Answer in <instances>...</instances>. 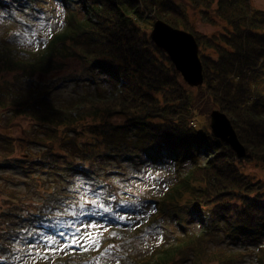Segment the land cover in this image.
<instances>
[{
  "label": "trees",
  "instance_id": "1",
  "mask_svg": "<svg viewBox=\"0 0 264 264\" xmlns=\"http://www.w3.org/2000/svg\"><path fill=\"white\" fill-rule=\"evenodd\" d=\"M14 1H25L22 10L32 14L46 0ZM58 1L65 11V25L52 33L44 49L18 61L8 46L0 50V108L13 110L42 135L24 127L15 144L9 133L0 134V149L14 154L12 159L7 155L0 159V166L12 164L31 176L39 170L48 173L52 183L58 180L66 185L72 184L82 168L86 173L80 175L82 185L97 194L102 184L104 204H110L116 214L120 202L125 208L138 206L122 199L121 187L111 182L113 173L122 175L118 169L123 163L135 168L167 160L180 165L160 199L163 214L168 216H152L151 227L164 226V243L154 245L148 255L129 257L128 264H186L189 258L192 264H204L203 259L210 264L211 259L216 264H231L228 257L212 254L208 259L195 243L203 242L204 236L213 242L220 236L235 244L241 237L262 242L264 180L243 173L238 165L241 159L230 147L208 130L197 129L193 121L196 106L208 99L230 119L246 148L244 159L264 166V11L254 10L250 0H189L194 7L208 10L216 3L214 15L226 25L219 35L209 36L195 29L176 0ZM157 19L191 32L200 45L204 85L197 88L194 98L190 95L193 89L183 83L167 55L150 39L148 26ZM54 72L55 78L50 77ZM20 75L27 85L12 91L10 80ZM73 80L96 85V94H84L68 105L53 103L52 90ZM100 81L112 86L108 95L99 88ZM31 144H41V150L29 151ZM185 164L190 165L188 169ZM15 201L9 199L6 204L15 203L14 210L2 216L11 219L19 213L22 226L34 209L51 215L56 224L59 206L77 202L69 192L60 198L52 190L45 205L34 204L27 211L16 209ZM84 206L91 211L93 204ZM202 214L210 216V228L189 234V223ZM178 228L181 234L176 236ZM0 230V253L5 256L12 242L6 236L8 228ZM109 238L113 251L122 258L120 263L124 262L125 252L119 250L121 235Z\"/></svg>",
  "mask_w": 264,
  "mask_h": 264
},
{
  "label": "rangeland",
  "instance_id": "2",
  "mask_svg": "<svg viewBox=\"0 0 264 264\" xmlns=\"http://www.w3.org/2000/svg\"><path fill=\"white\" fill-rule=\"evenodd\" d=\"M176 1L181 9L188 13L189 20L193 22L195 29L199 33H202V35H219L220 32L224 31V25L226 24L222 20L216 18L213 12V10H216L215 2H213V10H208L203 6H201V8L194 7L189 0ZM250 1L254 10L264 11V0ZM11 12L13 13H10L6 8L0 7V50L3 46H8L12 50V53L16 55L17 61L21 59L25 60L24 58L40 52V50L44 49L47 45L52 33L62 30L65 25V11L62 3L58 0H46L43 2V7H41L39 13L27 14L23 10L20 11L18 9H13ZM152 26H148L150 31L152 30ZM208 51L207 49L205 52ZM55 75L56 73L54 72L50 77L54 76L55 78ZM21 84L22 86L27 85L26 78L22 75L16 76L15 78L13 77L10 80L9 86L12 87V91H16L17 88L21 87ZM95 88L96 85L94 84L83 83L82 81L76 82L73 80L72 82L63 84L52 90V102L58 105H68L78 100V98L82 97L84 94L95 95ZM99 88L103 89L102 93L105 95H108L112 91V86L107 81H100ZM192 89L190 95L194 98L198 93L197 89ZM204 100L205 101H202V103L196 104L193 124L197 129L200 128L205 131L209 128V113L212 105L208 99L205 98ZM203 102H206L205 108H203V105H205ZM30 124L31 123L26 121L25 118L15 115L13 110L0 108V134L9 133L15 140L24 127L29 128L30 126L31 133H36L42 137L41 132L33 127L34 124ZM72 135H74V133H71V136ZM14 143L16 144V140ZM40 145L41 144L34 147L31 144L28 146V150L31 152L39 151L42 146ZM29 151H27L26 148L23 153L29 154ZM5 155L8 156V159H12L14 154L0 149V159ZM202 158L205 159V156H202ZM238 165L243 173L250 175L256 180H264V166L251 164L245 159H241ZM121 166L122 168L118 170H120L119 174L122 175L118 177L112 174L111 182H114L124 189L125 196H127V194L129 197L133 195L134 197L132 198L134 199H140V197H150L151 199L162 197L168 189V186L173 182L174 176H176L175 167L169 164L152 165L147 163L135 168L129 163H123ZM189 166L190 165L185 164L184 167L188 169ZM123 173L125 174L123 175ZM30 176L31 174L27 173V171L22 168L18 169L10 165L5 168L0 167V228H8V234H13V230L18 229V226L16 227V220L1 215L5 211L14 210L13 205L15 203L10 206L6 204L9 202V199L14 198L17 200V202L15 201L18 206L16 209L22 207L27 211V207L34 208V204H38L39 206L45 205L44 203L51 190L54 191L57 197L63 198V196H68V192H72L76 186H80L79 182L75 179H73L70 185H66L58 180L56 183H52V178L47 177L48 173L45 174L39 170L31 176L33 178ZM73 193L79 196V200L77 201L75 199V202H77L72 205V211H70V207L67 205L59 206L60 209L56 211L60 212L65 208L67 210L65 213L69 215H71V213L74 214L75 211H79L80 218L76 223L80 225L81 228L78 229V232H75L74 237L66 235L64 231L63 236L57 234L53 236H42L39 237L36 242L33 241L32 244L17 240L13 242L12 245L10 244V253L8 256H6L7 254L4 256V254L0 253V260H2L0 264H41L39 260H46L44 264H75L73 262L97 264L101 263V261L107 264H128L130 261L129 257L135 254L140 255V257L146 254L148 255L150 251L153 250L154 245L164 243L165 240L162 236L163 232H139V227L146 224L145 220L148 214L156 211L154 204L148 202L147 205L143 204L142 208L138 207L135 211L129 210L127 212H120L117 214V221L110 223L106 220L107 218H103L106 214L100 216V214H98V209L95 210L93 207V214H95L96 217L93 216L94 218H92L91 216L87 218V215L84 214L88 212L84 204H92L93 200L96 202L94 205L96 207H100V204H103L100 194H91L81 188L79 192ZM70 194L73 195L72 193ZM77 206H80V209L76 210ZM81 206H83V210ZM160 214H163V212L160 211ZM121 215L125 216L123 220L129 221V223L132 224L130 227L121 225L122 220L119 219ZM202 227H204V222L201 221L200 218L194 216L188 226L189 234L205 233ZM169 228L171 229L172 227ZM110 229H112L114 234H120L123 239L121 244L122 247L120 248L119 246V250L122 253L125 252L123 258L124 262L122 263H120L122 258L118 257L119 259H116L111 249L99 250L96 256L90 255V253H93L95 248H97V241L100 234L104 230L108 232ZM178 234H181V229H177L175 235L177 236ZM72 238H75V244H72ZM202 238L204 239L203 242L202 240L201 242H196L195 246L197 250L203 251L205 257L208 259L213 258L215 255L220 256V259L228 257L232 258L231 264H260L262 259L264 260V252L261 250L264 246V240L257 244L256 242L248 241L241 237L235 244L232 241L227 242L222 240L221 236L216 241L218 243L211 241V239L205 236ZM68 239L70 241L69 243ZM117 239L118 238H115L114 240ZM1 240L2 239H0V242H2ZM65 244H67L68 247L64 248L63 245ZM116 245L118 246L120 244L118 243ZM49 249H53L54 251H50ZM193 252H195V250H193ZM191 253L192 251L190 250V254ZM212 254H214V256H211ZM85 255H88L86 260L84 259ZM7 257L8 260L3 262ZM56 257L58 260L57 262L55 260L56 263H53V259ZM198 261H200V259L197 260V262ZM211 261L213 264H216L212 259ZM203 263L210 264L207 263L205 259H203ZM186 264H192L190 258ZM200 264L202 263L200 262Z\"/></svg>",
  "mask_w": 264,
  "mask_h": 264
},
{
  "label": "water",
  "instance_id": "3",
  "mask_svg": "<svg viewBox=\"0 0 264 264\" xmlns=\"http://www.w3.org/2000/svg\"><path fill=\"white\" fill-rule=\"evenodd\" d=\"M150 37L159 49L167 53L184 83L193 87L203 84L199 45L191 33L159 20L155 22ZM210 117V129L213 136L229 145L237 157L243 158L246 155V149L240 143L228 117L217 109L211 112Z\"/></svg>",
  "mask_w": 264,
  "mask_h": 264
},
{
  "label": "snow or ice",
  "instance_id": "4",
  "mask_svg": "<svg viewBox=\"0 0 264 264\" xmlns=\"http://www.w3.org/2000/svg\"><path fill=\"white\" fill-rule=\"evenodd\" d=\"M95 203H96L95 200H93V201H92V204L95 205ZM81 207H82V210H83V206H81ZM100 208H101V209H104L105 211H108V210H109V209L105 208V205H103V204L100 205ZM84 214H85V215H88V214H90V213L85 212ZM119 219L123 220V219H125V216L121 215V216H119ZM71 242H72V244H75V243H76L75 238H72V241H71ZM63 247L66 248V247H68V245L65 244V245H63ZM49 250H50V251H54L53 249H49Z\"/></svg>",
  "mask_w": 264,
  "mask_h": 264
}]
</instances>
